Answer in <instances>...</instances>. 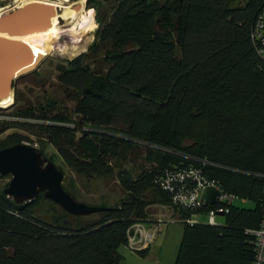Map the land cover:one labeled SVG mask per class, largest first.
I'll return each instance as SVG.
<instances>
[{
	"label": "trees",
	"instance_id": "16d2710c",
	"mask_svg": "<svg viewBox=\"0 0 264 264\" xmlns=\"http://www.w3.org/2000/svg\"><path fill=\"white\" fill-rule=\"evenodd\" d=\"M85 3L96 12L94 43L56 67L78 122L53 113L51 103L32 107L13 85L15 108L6 116L41 124L0 121V135L11 127L37 130L69 171L114 177L124 196L108 210L73 217L41 194L15 204L2 192L7 182L0 185V264H120L128 229L158 224L148 212L156 205L171 208L181 224L173 264H249L253 244L244 231L256 229L264 212V62L250 33L264 0ZM28 44L49 47L35 38ZM68 125H80L78 137ZM21 140L7 135L0 149ZM130 155L147 165L135 176L115 163ZM188 170L238 198L214 216L221 225L205 219L217 203L176 206L156 182L165 171ZM182 187L191 192L195 183L188 179ZM44 203L58 208L50 222L36 216Z\"/></svg>",
	"mask_w": 264,
	"mask_h": 264
},
{
	"label": "rangeland",
	"instance_id": "374dc122",
	"mask_svg": "<svg viewBox=\"0 0 264 264\" xmlns=\"http://www.w3.org/2000/svg\"><path fill=\"white\" fill-rule=\"evenodd\" d=\"M28 1L32 2V0H0V13H7ZM244 1L238 0V3L242 4ZM45 2L56 4L59 7L65 4H70V6L81 5L79 11L77 13L74 12L77 22L75 20H63L62 26L55 25L56 28L54 27V31L49 29L46 32L47 35H34L32 37L38 41H44L49 47L44 49V47L38 46L40 49H37L42 52L41 57L43 59L33 73L23 76L14 82L15 90L20 91L24 95V99L32 105L36 106V104H39L45 106L49 103L53 104V113H60L68 117L73 123H77L78 118L72 113L73 104L65 99L56 82V76L58 75L56 67L84 53L94 43L95 31L98 28L95 18L96 12L86 6L85 0H82L81 4L78 0H45ZM88 15L90 16L89 19L87 17ZM83 20H85L86 24L82 22ZM21 43L28 44L26 40ZM101 58L102 50L96 55V59ZM84 64L90 69L95 66L91 60H85ZM8 99H10L8 106H0V111H4L0 113V121L41 124L30 120L23 121L8 118L6 114L12 112V109L15 108V106L11 107V105H14L13 91L10 93V98ZM68 127L73 128L75 137L79 136L80 125L76 127L68 125ZM10 134L19 135L22 139V144L34 147L40 150L47 158H51L54 166L63 175L61 185L66 191L72 194L75 202L88 206L111 207L118 205L123 198L124 195L114 177H82L69 171L54 148L47 144L46 139L37 130H24L19 127H11L0 135V140ZM139 155H130L128 159L124 161L116 160L115 163L121 164L125 170L135 176L139 173L140 167H147ZM7 181L8 178L0 179V185H3ZM236 204L245 207L251 206L248 202H239ZM57 210V207H52L44 203L36 216L44 222H50L53 215L52 211L56 212ZM148 212L150 219H158L160 221L157 225L150 226V228H156L157 231L154 234L153 240L146 248L147 250L150 247L147 257L142 259L135 252L128 250L126 247H121L118 250L122 258L120 264H172L181 236V224L176 222L175 217V221L170 217L171 208L151 206L148 208ZM199 221L205 222V219L200 217ZM214 222L221 225L223 219L220 216H216Z\"/></svg>",
	"mask_w": 264,
	"mask_h": 264
},
{
	"label": "water",
	"instance_id": "95a60500",
	"mask_svg": "<svg viewBox=\"0 0 264 264\" xmlns=\"http://www.w3.org/2000/svg\"><path fill=\"white\" fill-rule=\"evenodd\" d=\"M80 6L65 4L59 7L49 2L32 1L0 13V102L10 98L14 82L33 73L43 59L32 58L30 51L18 40L46 33L53 20L62 26L61 9L69 8L77 13ZM2 176L9 177L2 192L15 204L30 202L41 194L46 201L73 217H87L108 210L75 202L62 190L63 175L54 164L34 147L22 143L0 149ZM217 194L214 188L206 187L201 190L199 200L211 205Z\"/></svg>",
	"mask_w": 264,
	"mask_h": 264
},
{
	"label": "built area",
	"instance_id": "2783aa9c",
	"mask_svg": "<svg viewBox=\"0 0 264 264\" xmlns=\"http://www.w3.org/2000/svg\"><path fill=\"white\" fill-rule=\"evenodd\" d=\"M250 39L257 55L264 62V7L253 24ZM188 179H191L192 182L195 183V188L191 192L184 191V187H182L183 183ZM156 182L163 191L170 194L172 204L189 209H197L204 205L199 200L202 189L212 187L217 190L218 194L214 199V203H217L220 207L215 208V211L207 212L205 215L206 222L209 225L214 224L215 215L226 213L227 210L225 207L238 201L236 196L222 192L212 182L205 181L199 177L196 171L192 170L180 172L165 171L162 173V178L158 179ZM175 184L180 187H178L176 191ZM189 222L195 223L196 219ZM152 229H154V231H152ZM156 231V228H150L143 223L132 225L126 234V248L133 252L145 250L153 240ZM244 234L251 238L253 244V256L249 264H264V212L258 227L254 230H245Z\"/></svg>",
	"mask_w": 264,
	"mask_h": 264
},
{
	"label": "bare ground",
	"instance_id": "6f19581e",
	"mask_svg": "<svg viewBox=\"0 0 264 264\" xmlns=\"http://www.w3.org/2000/svg\"><path fill=\"white\" fill-rule=\"evenodd\" d=\"M32 1L45 2V0H32ZM28 2H31V1H28ZM81 2H82V0H80V4H81ZM61 10H62L61 18L64 21H74L75 20L77 22V19H75V14H74L73 11H71L69 8H64V9H61ZM82 22L86 24L85 20H83ZM55 25H56L55 20H53L52 21V26H51L50 29H52L54 31V27L56 28ZM34 35H47V34L46 33H42V34H34ZM34 35L26 36L24 38L19 39L18 41L22 42V41L26 40L29 43L30 40L34 39V38H32ZM23 45L30 51V54H31L32 58H34V57L36 58V57H41L42 56V52L39 49L31 47L28 44H23ZM9 104H10V99H6V100L0 102V106H2V107H6Z\"/></svg>",
	"mask_w": 264,
	"mask_h": 264
},
{
	"label": "crops",
	"instance_id": "0c3cea01",
	"mask_svg": "<svg viewBox=\"0 0 264 264\" xmlns=\"http://www.w3.org/2000/svg\"><path fill=\"white\" fill-rule=\"evenodd\" d=\"M157 206V205H156ZM153 207H155V206H153ZM157 207H159V206H157ZM161 208H165V206H161ZM168 208V207H167ZM149 217H150V215H149ZM170 217L172 218L173 217V213H172V211H171V214H170ZM154 220V219H153ZM152 220V221H153ZM157 221L159 222L160 220H158L157 219ZM150 248V247H149ZM149 248L145 251L146 253H145V256L144 257H140V258H142V259H145L146 257H147V255H148V253H149ZM136 254V253H135ZM139 256V255H138ZM174 257H175V255H174ZM173 261H174V258H173ZM172 264H173V262H172Z\"/></svg>",
	"mask_w": 264,
	"mask_h": 264
},
{
	"label": "flooded vegetation",
	"instance_id": "af4514ba",
	"mask_svg": "<svg viewBox=\"0 0 264 264\" xmlns=\"http://www.w3.org/2000/svg\"><path fill=\"white\" fill-rule=\"evenodd\" d=\"M13 85H14V84H13ZM13 85H12V87H13ZM29 104H30V103H29ZM31 106L34 107L35 105H32V104H31Z\"/></svg>",
	"mask_w": 264,
	"mask_h": 264
}]
</instances>
